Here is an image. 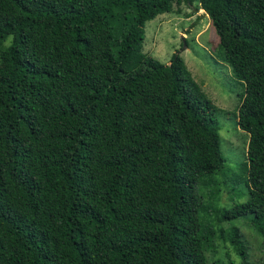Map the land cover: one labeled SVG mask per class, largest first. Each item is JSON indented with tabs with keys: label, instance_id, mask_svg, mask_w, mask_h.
I'll return each instance as SVG.
<instances>
[{
	"label": "trees",
	"instance_id": "1",
	"mask_svg": "<svg viewBox=\"0 0 264 264\" xmlns=\"http://www.w3.org/2000/svg\"><path fill=\"white\" fill-rule=\"evenodd\" d=\"M175 3L203 9L244 83L249 197L212 208L264 250V0H0V264H155L192 235L215 250L199 184L237 176L216 107L179 54L142 50L145 23Z\"/></svg>",
	"mask_w": 264,
	"mask_h": 264
},
{
	"label": "rangeland",
	"instance_id": "2",
	"mask_svg": "<svg viewBox=\"0 0 264 264\" xmlns=\"http://www.w3.org/2000/svg\"><path fill=\"white\" fill-rule=\"evenodd\" d=\"M184 3L173 5L170 13L156 16L145 23L143 52L169 63L173 53L179 54L193 79L216 107L219 122L220 151L226 165L236 173V178L228 183H213V176H205L199 184L202 204L207 206L202 213L204 225L213 227L215 232L214 248L204 252L199 241L192 235L173 243L160 245L154 252L155 264H264V250L261 239L245 221L234 219L217 221L213 208L231 209L238 203L245 202L248 188L245 182L247 172L246 147L248 135L237 126V111L240 98L244 93V83L237 79L230 68L218 56V34L210 24V19L202 9ZM191 14V15H190ZM194 23L193 27H189ZM190 31L187 32L186 29ZM10 44V36L0 48ZM229 168V169H230ZM228 175V174H227ZM210 205V207H209ZM213 207V208H212ZM241 221V222H240ZM240 222V223H239ZM232 225L239 227L243 236L245 256H241L225 235L233 231ZM213 248V249H214Z\"/></svg>",
	"mask_w": 264,
	"mask_h": 264
},
{
	"label": "clouds",
	"instance_id": "3",
	"mask_svg": "<svg viewBox=\"0 0 264 264\" xmlns=\"http://www.w3.org/2000/svg\"><path fill=\"white\" fill-rule=\"evenodd\" d=\"M203 10V9H202Z\"/></svg>",
	"mask_w": 264,
	"mask_h": 264
}]
</instances>
